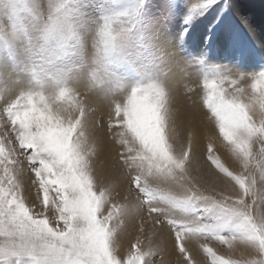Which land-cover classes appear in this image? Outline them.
Instances as JSON below:
<instances>
[{
  "label": "snow or ice",
  "instance_id": "6c2138e0",
  "mask_svg": "<svg viewBox=\"0 0 264 264\" xmlns=\"http://www.w3.org/2000/svg\"><path fill=\"white\" fill-rule=\"evenodd\" d=\"M8 2L13 32L27 18L46 38L69 13ZM133 16L104 18L90 87L73 86L77 51L60 45L32 87L0 94V264H264V69L205 75L202 104L181 112L182 78L113 72L114 29L130 37Z\"/></svg>",
  "mask_w": 264,
  "mask_h": 264
},
{
  "label": "rangeland",
  "instance_id": "374dc122",
  "mask_svg": "<svg viewBox=\"0 0 264 264\" xmlns=\"http://www.w3.org/2000/svg\"><path fill=\"white\" fill-rule=\"evenodd\" d=\"M50 2L28 0L31 7L41 11L46 10ZM202 2L63 0L79 37L82 54L92 50L105 17L125 10L134 11L128 46L112 66L124 83L163 79L165 74L173 76L175 64L171 62L172 54L163 46V39H175L176 52L184 62L180 69L183 81L177 89V107L182 112L185 106H191L192 99L202 104L205 75L216 74L217 70L235 75L264 69V51L251 34L261 27L254 15L246 11L238 13L234 0H219L213 7L194 13V6ZM6 3L8 0H0V6ZM261 39L264 42L263 36ZM39 42L40 30L35 23L17 34L0 28V94L32 87L30 69Z\"/></svg>",
  "mask_w": 264,
  "mask_h": 264
},
{
  "label": "clouds",
  "instance_id": "9594fccd",
  "mask_svg": "<svg viewBox=\"0 0 264 264\" xmlns=\"http://www.w3.org/2000/svg\"><path fill=\"white\" fill-rule=\"evenodd\" d=\"M50 3L48 4L45 12L49 9ZM14 5L9 2L0 6V28H3L13 34L20 33L24 30H18L13 32L12 28L9 25L8 16L10 10ZM23 7V5H19ZM34 22L26 18L24 24V29L31 26ZM36 24V23H35ZM40 30V42L36 48V54L34 56L33 62L43 61L45 64L51 58H54L58 54L60 45H70L75 47L77 51V58L80 61V71L75 74V83L74 87L79 88L80 86L90 87L88 83V76L91 73H99L102 71V66L104 63V44H103V34H102V25L99 27L96 35V40L93 44L92 50L87 51L86 53H81L79 37L76 33L75 27L70 19V14L68 13L66 17L61 21L57 27L56 33L54 36L46 38L45 29L42 24H36ZM124 24H118L114 29V34L117 36L115 41L116 46L119 49L125 50L128 46L130 37H121L120 33ZM30 75L32 73L30 70ZM41 77L47 76V68L42 67L40 70ZM256 87H264V80L257 83Z\"/></svg>",
  "mask_w": 264,
  "mask_h": 264
},
{
  "label": "bare ground",
  "instance_id": "6f19581e",
  "mask_svg": "<svg viewBox=\"0 0 264 264\" xmlns=\"http://www.w3.org/2000/svg\"><path fill=\"white\" fill-rule=\"evenodd\" d=\"M234 6L237 9L238 13H243L246 11L248 13L253 14L258 23H260L261 27L259 28V31H252L251 34L253 36L254 41L264 51V42L261 39V36L264 37V2L259 0H234ZM174 40L173 38L163 39V46L167 48L168 51L172 54L170 55V58L172 59L171 62L172 64H175V68H173V76L181 78L180 69L184 67V62L179 57V54L176 52ZM200 257L202 256L197 255L196 258Z\"/></svg>",
  "mask_w": 264,
  "mask_h": 264
}]
</instances>
